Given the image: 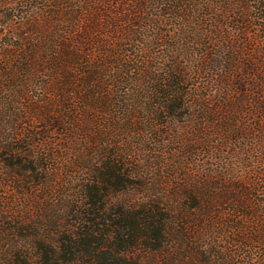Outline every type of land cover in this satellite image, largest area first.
I'll list each match as a JSON object with an SVG mask.
<instances>
[{
    "label": "trees",
    "instance_id": "1",
    "mask_svg": "<svg viewBox=\"0 0 264 264\" xmlns=\"http://www.w3.org/2000/svg\"><path fill=\"white\" fill-rule=\"evenodd\" d=\"M0 264H264V0H0Z\"/></svg>",
    "mask_w": 264,
    "mask_h": 264
}]
</instances>
